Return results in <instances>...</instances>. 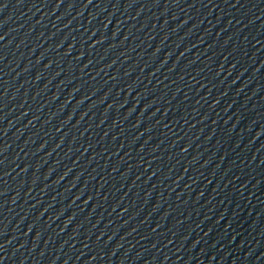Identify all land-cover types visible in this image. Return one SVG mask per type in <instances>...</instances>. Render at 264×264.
Masks as SVG:
<instances>
[{"label":"water","instance_id":"95a60500","mask_svg":"<svg viewBox=\"0 0 264 264\" xmlns=\"http://www.w3.org/2000/svg\"><path fill=\"white\" fill-rule=\"evenodd\" d=\"M0 264H264V0H0Z\"/></svg>","mask_w":264,"mask_h":264}]
</instances>
